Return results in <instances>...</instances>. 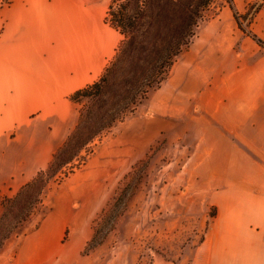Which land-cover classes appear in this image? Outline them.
I'll return each instance as SVG.
<instances>
[{"label":"crops","instance_id":"obj_1","mask_svg":"<svg viewBox=\"0 0 264 264\" xmlns=\"http://www.w3.org/2000/svg\"><path fill=\"white\" fill-rule=\"evenodd\" d=\"M5 1L0 193L27 184L50 162L77 116L69 95L99 78L121 39L107 9L97 20L100 0ZM247 1L254 0L223 6L199 26L150 101L152 118L184 121L193 148L180 172L185 193L214 208L196 246L173 259L157 255L154 264H264V0L245 12ZM104 26L118 36L109 55L97 52L96 31ZM18 115L26 123L21 129L8 122ZM65 231L64 216L51 211L10 263L55 264Z\"/></svg>","mask_w":264,"mask_h":264},{"label":"rangeland","instance_id":"obj_2","mask_svg":"<svg viewBox=\"0 0 264 264\" xmlns=\"http://www.w3.org/2000/svg\"><path fill=\"white\" fill-rule=\"evenodd\" d=\"M149 1V12L160 14L155 17L157 23L164 12L160 4L167 5L165 0ZM255 2H242L243 10L252 11ZM109 3L97 2V20ZM233 3L236 7V0ZM222 4L227 5L225 0H211L197 24H204ZM163 27L144 30L141 38L152 41L164 33ZM117 38L114 30L100 28L96 31L97 52L105 49L109 55ZM140 66L130 59L119 78L127 71L135 75ZM152 97L97 136L96 122L107 117L103 111L112 103L111 94L90 104L81 128L71 136L79 123L81 104H76L77 116L50 162L27 184L0 193V264H12L10 258L23 237L35 231L51 211L64 216L66 224L55 264H154L157 255L173 259L198 244L214 208L185 193L180 172L193 148L190 139L184 140V121L181 118L174 124L165 118H152ZM8 122H15L17 129L26 124L21 115L8 116ZM64 255L66 259L61 260Z\"/></svg>","mask_w":264,"mask_h":264},{"label":"trees","instance_id":"obj_3","mask_svg":"<svg viewBox=\"0 0 264 264\" xmlns=\"http://www.w3.org/2000/svg\"><path fill=\"white\" fill-rule=\"evenodd\" d=\"M225 1L234 8L233 0ZM210 2L211 0H192L190 3L186 0H165L167 7L160 4V9L164 11L163 18L156 23L158 13L154 15L149 12L152 7L149 0H110L106 21L119 32L121 39L114 56L99 78L69 95L71 101L81 104L79 123L71 136L81 128L90 104L104 101L107 94H111L112 103L103 111V115L108 114L107 117H102L103 120L98 118L95 136L112 129L127 112L134 113L140 104L150 100L167 82L177 58L190 46L199 29L198 18L201 19V14L209 10ZM173 23L176 25L173 26ZM158 25L164 26V33L149 42L141 38L144 30H151ZM133 58L136 64L141 65L138 73L133 75L127 71L119 78L120 73L126 69V63ZM71 136L65 145L71 140ZM57 155L58 153L55 157Z\"/></svg>","mask_w":264,"mask_h":264}]
</instances>
